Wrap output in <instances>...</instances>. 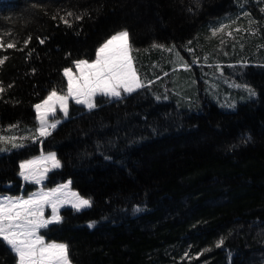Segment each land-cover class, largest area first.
<instances>
[{"label": "trees", "instance_id": "obj_1", "mask_svg": "<svg viewBox=\"0 0 264 264\" xmlns=\"http://www.w3.org/2000/svg\"><path fill=\"white\" fill-rule=\"evenodd\" d=\"M262 8L264 0H0V38L16 43L0 49L8 57L0 66V135H32L33 105L65 88L63 69L91 59L115 31H129L147 85L121 100L98 98L92 111L71 103L43 143L27 139L0 152V193L19 191V161L53 151L63 166L46 185L69 179L93 201L81 212L62 208L63 222L42 230L69 245L72 264H264ZM173 46L192 69L182 71L191 72L188 98L174 89L176 56L165 50ZM227 92L235 109L215 100ZM0 264H14L3 244Z\"/></svg>", "mask_w": 264, "mask_h": 264}, {"label": "snow or ice", "instance_id": "obj_2", "mask_svg": "<svg viewBox=\"0 0 264 264\" xmlns=\"http://www.w3.org/2000/svg\"><path fill=\"white\" fill-rule=\"evenodd\" d=\"M264 12V8L261 9ZM245 16L249 13L244 12ZM67 16H74L68 12ZM83 17L76 15V20ZM53 19H56L54 16ZM59 19L68 27L71 22L65 16ZM253 23V21H249ZM224 25H221L223 28ZM219 29H214L213 34ZM25 40L27 45L30 41ZM44 39H40L43 44ZM191 43V42H189ZM15 48V42L5 44L0 38V49ZM153 47L164 48L163 45L153 44ZM169 53H175L177 61L187 70L188 65L183 63V57L175 50V46L165 49ZM189 53L192 49H187ZM133 51H136L130 42V33L127 29L120 30L106 39L95 50V59H78L72 63L76 71L71 68L63 69V77L66 80V89L53 88L39 103L33 105L35 110V120L37 127L34 133L28 137H16L0 135V145H11V148L0 146V152L11 149L23 148L24 140L31 139L33 142L50 137L57 127L62 123V119L57 118V114L62 113L63 119L70 115V102L83 106L88 111L98 107V98H105L109 102L121 100L125 96L138 92L147 87L145 82L138 75L134 64ZM31 55V53H29ZM8 59L7 56L0 58V66ZM207 59V58H206ZM196 61L194 60L193 63ZM264 66V65H262ZM151 83V81L149 82ZM243 87L249 97H255L257 92L248 85H236ZM9 88L12 85L8 86ZM6 89L0 83V93ZM234 107V105H230ZM17 125H10L9 129L16 128ZM43 138V139H41ZM251 137H246L244 142L250 141ZM110 159V157H105ZM62 162L55 152L44 153L39 156L23 160L19 163L17 176L21 179V188L25 184L36 185L37 189L24 195H0V244H3L12 254L14 264H72L70 259L69 245L63 242L49 241L42 230L48 229L53 224L63 222L60 210L70 206L75 212L92 207L91 198H86L76 191L71 190V181L57 184L55 187H47L45 181L49 174L62 167ZM50 209L51 214L46 215V210ZM133 211L139 212V206ZM95 222L88 224L89 228L94 227ZM225 238L221 237L216 242V247H223ZM204 251H210L205 249ZM202 254V253H201ZM185 257L188 253L185 252ZM231 257V252H229Z\"/></svg>", "mask_w": 264, "mask_h": 264}, {"label": "rangeland", "instance_id": "obj_3", "mask_svg": "<svg viewBox=\"0 0 264 264\" xmlns=\"http://www.w3.org/2000/svg\"><path fill=\"white\" fill-rule=\"evenodd\" d=\"M118 31H120V30H118ZM118 31H115V32H113V33H111L109 36H107L106 38H105V40L106 39H108L111 35H113L114 33H116V32H118ZM105 40H103L100 44H102ZM99 44V45H100ZM99 47V46H98ZM177 51V50H176ZM177 52H179V51H177ZM180 54V53H179ZM180 56L181 57H183L181 54H180ZM81 59H85V58H81ZM95 59V53H94V55L91 57V59H86V60H89V61H91V60H94ZM78 60V59H77ZM183 63H186L187 65H188V63L186 62V59L185 58H183ZM174 72L176 71V73L174 74V78H173V82L175 83V86H174V89H175V91H176V93H177V95H178V97H184V98H188V97H191L192 95H194L195 94V90L194 91H192V92H190L189 91V89H188V86L185 84L186 83V77H187V79H188V76H186L187 74H190L191 72H182V71H187V70H192L191 68H189V65H188V68H187V70L182 66V64H181V62H179V61H177V58L175 57V61H174ZM67 68H71L72 70H73V72H75L76 71V69H75V65L72 63L69 67H67ZM63 72V71H62ZM64 81H65V89H66V80L64 79ZM209 81V83H210V85H211V87H212V89H213V91L215 92L216 90H218V92H221L220 90H219V88L221 87V85H220V83H218V81L217 80H213V79H210V80H208ZM194 82H196L195 80H194ZM225 83H227V84H229L230 86H233L232 85V83L231 82H229V81H225ZM47 94H48V92H47ZM47 94L45 95V96H47ZM44 96V97H45ZM44 97L41 99V100H43L44 99ZM41 100H39L37 103H39ZM222 107H225V108H232V109H235L236 108V106H235V104H234V101H235V99L233 98V96H232V94H230L229 92H227V95H224V97H221V98H218V99H215ZM72 102H70V104H71ZM230 105H234V107H230ZM34 117H35V110H34ZM57 118H60V119H63V114L62 113H59L58 112V114H57ZM34 121H35V127H37V122H36V120H35V118H34ZM34 133V132H33ZM41 139H43V138H41ZM38 141V143H40L39 142V140H37ZM45 154L46 153H48V152H53V151H43ZM41 154V151H39L36 155H34V156H31V157H29V158H27V159H31V158H33V157H36V156H39ZM24 160H26V159H24ZM21 161H23V160H21ZM21 161H19V163L21 162ZM19 163H18V167H17V172L19 171ZM17 178L20 180V185H19V191L16 193V194H12V193H1L0 195H11V196H17V195H24V196H27L28 195V193H30V192H33V191H35L36 189H37V187L38 186H36V185H30V184H25L24 185V187L23 188H21V184H22V181H21V179L17 176ZM47 181V180H46ZM46 181H45V185H46ZM68 181H70L69 179H67V180H64V181H61V182H58V183H56V184H54V185H50V186H48V185H46L47 187H49V188H51V187H55L57 184H61V183H65V182H68ZM26 186H30L29 188H28V190H26ZM71 187V186H70ZM71 190L72 191H75L74 189H72L71 188ZM66 207H70V206H66ZM71 208V207H70ZM51 214V210L50 209H47L46 210V215H50ZM56 242H58V241H56Z\"/></svg>", "mask_w": 264, "mask_h": 264}]
</instances>
